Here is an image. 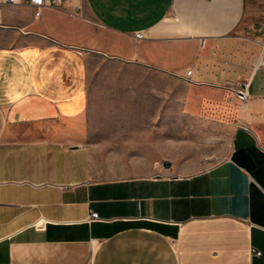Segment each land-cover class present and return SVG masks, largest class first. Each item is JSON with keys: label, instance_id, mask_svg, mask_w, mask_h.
I'll list each match as a JSON object with an SVG mask.
<instances>
[{"label": "crops", "instance_id": "1", "mask_svg": "<svg viewBox=\"0 0 264 264\" xmlns=\"http://www.w3.org/2000/svg\"><path fill=\"white\" fill-rule=\"evenodd\" d=\"M0 264H264V0H0Z\"/></svg>", "mask_w": 264, "mask_h": 264}, {"label": "built area", "instance_id": "2", "mask_svg": "<svg viewBox=\"0 0 264 264\" xmlns=\"http://www.w3.org/2000/svg\"><path fill=\"white\" fill-rule=\"evenodd\" d=\"M6 3H17L18 0H2ZM29 3L38 5V6H48V7H58L61 6L63 0H27ZM228 87L232 89L235 93L237 99L241 102H246L248 99V86L245 82L235 83V84H228ZM89 219L91 220H99V214L97 212H91ZM257 254L260 253L256 252Z\"/></svg>", "mask_w": 264, "mask_h": 264}, {"label": "rangeland", "instance_id": "3", "mask_svg": "<svg viewBox=\"0 0 264 264\" xmlns=\"http://www.w3.org/2000/svg\"><path fill=\"white\" fill-rule=\"evenodd\" d=\"M101 66H102V68H106V69H108V68L110 67V66H108V65H104V64H102V63H101ZM119 67L121 68V67H124V66H123V65H121V66L118 65V68H119Z\"/></svg>", "mask_w": 264, "mask_h": 264}]
</instances>
